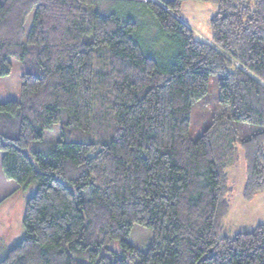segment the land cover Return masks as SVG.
I'll return each mask as SVG.
<instances>
[{"label": "trees", "instance_id": "16d2710c", "mask_svg": "<svg viewBox=\"0 0 264 264\" xmlns=\"http://www.w3.org/2000/svg\"><path fill=\"white\" fill-rule=\"evenodd\" d=\"M114 1L148 12L150 46L143 16L97 0H0V77L22 69L0 101V169L34 186L0 264H264V223L221 226L229 151L243 154L242 197L264 190V0H201L215 46L178 18L184 0ZM213 74L223 108L192 139Z\"/></svg>", "mask_w": 264, "mask_h": 264}, {"label": "rangeland", "instance_id": "374dc122", "mask_svg": "<svg viewBox=\"0 0 264 264\" xmlns=\"http://www.w3.org/2000/svg\"><path fill=\"white\" fill-rule=\"evenodd\" d=\"M160 5L164 3L154 0ZM97 11L103 14L108 12L135 13L142 20V36L148 46L155 40V32L148 19V13L141 4H123L114 0H97ZM170 11V10H169ZM216 11L215 4L201 0H184L181 4L178 18L200 40L215 46L210 35V18ZM159 42V41H158ZM157 48L168 53L167 44H157ZM158 50V51H160ZM12 71L8 76L0 77V101L7 97H17L20 87L21 65L12 60ZM218 74H213L208 80L206 91L192 103L189 121V136L196 139L206 128L214 114L222 108L218 100ZM58 134L56 127L45 132L47 139H55ZM230 160L226 164L225 174L231 192L226 194L227 211L221 219V226L225 234L233 235L239 231H247L259 223H264V190L257 193L251 200L242 197L245 182V162L241 150L229 151ZM1 156V152H0ZM34 191V186L18 187L17 183L7 179L0 169V259L6 254L8 248L22 234V216L25 202ZM151 232L148 229L135 225L129 236L134 246L145 249L150 240Z\"/></svg>", "mask_w": 264, "mask_h": 264}]
</instances>
